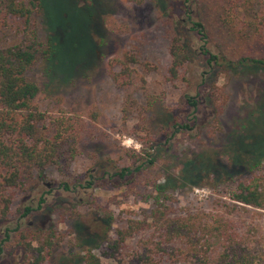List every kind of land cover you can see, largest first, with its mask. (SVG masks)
Segmentation results:
<instances>
[{"label": "rangeland", "instance_id": "1", "mask_svg": "<svg viewBox=\"0 0 264 264\" xmlns=\"http://www.w3.org/2000/svg\"><path fill=\"white\" fill-rule=\"evenodd\" d=\"M253 1L255 10L264 14V0ZM42 2L54 25L66 24L73 30L72 41L79 44L68 54L75 62L73 71L66 75L52 68L46 52L56 33L42 14L35 13L29 25L19 19L7 25L0 22V40L11 45L28 34L37 37L41 52L27 74L40 87L35 103L49 120L66 114L81 118L87 130L69 169L63 163L51 165L35 172L26 187L10 192V211L0 218V264H26L32 259L34 252L22 241L31 233L56 237L46 264H85L89 249L102 255L118 228L151 212L157 203L153 185L167 177L173 194L167 204L173 215L221 213L241 224L264 227V211L232 207L230 193L242 176L233 182L208 180L203 186L187 184L181 176L184 164L199 156L212 158L225 169L232 148L244 136L264 133L259 112L264 107V73L248 63L236 64L244 58L264 60V44L247 36L241 30L245 27L232 29L221 22L226 0H196L192 6L195 19L206 27V47L220 57L214 67L200 53L203 42L186 20L181 3L174 0L139 6L125 0ZM93 3L97 9L89 32L93 49L86 57L88 44L81 38L86 13L95 12L88 7ZM77 5L88 8L82 13ZM174 33L193 54L176 80L168 75V46ZM59 34L63 38L65 31ZM124 54L135 59L128 88L119 87L107 70L111 59ZM188 94L201 95L206 102L196 128L174 136L175 126L190 116ZM149 154L157 158L154 166ZM123 169L128 171L121 180ZM146 235L147 231L130 239L128 250ZM32 245L39 247L37 242Z\"/></svg>", "mask_w": 264, "mask_h": 264}, {"label": "trees", "instance_id": "2", "mask_svg": "<svg viewBox=\"0 0 264 264\" xmlns=\"http://www.w3.org/2000/svg\"><path fill=\"white\" fill-rule=\"evenodd\" d=\"M125 1L139 6L160 0ZM174 1L181 3L188 18L186 20L193 24L192 30L198 35V41L203 42L199 51L207 57L208 65H219V55L206 47V27L195 19L196 12L192 6L196 0ZM88 7L94 8L95 12L88 11L85 15V32L81 40L88 44L86 57H90L93 49L89 32L97 12L94 3ZM88 7L76 8L85 13ZM35 13L44 15L49 21L50 30L56 33L49 38L46 52L52 68L68 75L75 69V62L68 54L76 52L79 45L72 41L73 30L66 24L54 25L42 0H0L2 24L19 19L29 25ZM261 13L255 10L253 0H226L221 22L232 29L245 27L241 30H245L247 36L264 44V14ZM62 31H65L63 38L59 34ZM168 51V75L176 80L192 60L193 54L181 35L176 33L170 39ZM40 52L35 35H25L19 43L11 45L3 44L0 40V218L6 217L10 211L13 199L10 192L26 187L35 172L44 171L51 165L63 167L62 163L64 168L69 169L86 135V125L81 118L63 114L49 120L48 115L35 103L40 87L29 80L27 74ZM134 62L135 59L129 54L109 61L107 70L119 87L128 88L132 84L134 70L131 64ZM246 63L256 72L264 73V60L244 58L236 64L245 67ZM186 101L191 110L190 116L186 122L175 126L174 136L196 128L200 108L206 102L201 95L190 94L186 95ZM259 112L263 119L264 107ZM252 133L244 136L232 148L225 169L212 158L199 156L188 160L181 169L183 181L203 186L208 180L233 182L235 177L242 176L230 193V200L235 203L233 209L237 210L242 205L243 208L264 211V133ZM158 146L163 147L161 143ZM147 158L154 166L157 158L153 154ZM127 171H121V180ZM169 186L172 185L168 177L153 185L157 203L151 212L142 220H131L126 226L118 228L115 237L109 239L108 251L102 255L89 249L85 264H106L111 260L118 264H264V227L255 223L241 224L221 213L197 211L185 216L173 215V209L167 204L173 198ZM145 231L148 235L139 239L135 248L128 250L129 240ZM55 238L52 233L22 236L26 248L37 253L36 256L32 253V259L27 260L26 264H46ZM34 242L39 243L38 248L33 247Z\"/></svg>", "mask_w": 264, "mask_h": 264}, {"label": "flooded vegetation", "instance_id": "3", "mask_svg": "<svg viewBox=\"0 0 264 264\" xmlns=\"http://www.w3.org/2000/svg\"><path fill=\"white\" fill-rule=\"evenodd\" d=\"M48 186H50L49 184H48ZM24 217V216H23ZM23 217H21V219H20V222H22V219H23ZM20 225V224H19ZM20 227H22V224L20 225ZM3 250V249H2ZM0 252H1V250H0ZM1 255V254H0ZM1 259V258H0Z\"/></svg>", "mask_w": 264, "mask_h": 264}]
</instances>
